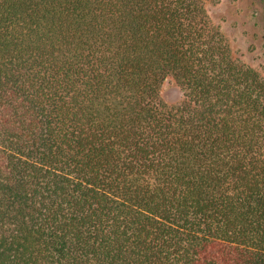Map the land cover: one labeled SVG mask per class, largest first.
I'll use <instances>...</instances> for the list:
<instances>
[{
  "label": "trees",
  "instance_id": "16d2710c",
  "mask_svg": "<svg viewBox=\"0 0 264 264\" xmlns=\"http://www.w3.org/2000/svg\"><path fill=\"white\" fill-rule=\"evenodd\" d=\"M0 264H264V77L207 0H0Z\"/></svg>",
  "mask_w": 264,
  "mask_h": 264
},
{
  "label": "rangeland",
  "instance_id": "374dc122",
  "mask_svg": "<svg viewBox=\"0 0 264 264\" xmlns=\"http://www.w3.org/2000/svg\"><path fill=\"white\" fill-rule=\"evenodd\" d=\"M207 5L233 55L264 77V0H207ZM162 97L170 103L180 99L171 79L164 83Z\"/></svg>",
  "mask_w": 264,
  "mask_h": 264
}]
</instances>
